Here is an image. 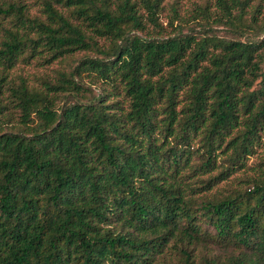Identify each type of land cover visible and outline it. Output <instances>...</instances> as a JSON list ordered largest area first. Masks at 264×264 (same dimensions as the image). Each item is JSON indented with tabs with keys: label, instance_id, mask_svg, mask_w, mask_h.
<instances>
[{
	"label": "trees",
	"instance_id": "obj_1",
	"mask_svg": "<svg viewBox=\"0 0 264 264\" xmlns=\"http://www.w3.org/2000/svg\"><path fill=\"white\" fill-rule=\"evenodd\" d=\"M37 3L0 0V264H264V0Z\"/></svg>",
	"mask_w": 264,
	"mask_h": 264
},
{
	"label": "rangeland",
	"instance_id": "obj_2",
	"mask_svg": "<svg viewBox=\"0 0 264 264\" xmlns=\"http://www.w3.org/2000/svg\"><path fill=\"white\" fill-rule=\"evenodd\" d=\"M28 3L30 6V12L34 14L36 11L39 10V6L37 2H40V0H24ZM173 0H167V3H172ZM192 2H198V0H179L180 6H187L191 4ZM182 10H184L182 8ZM183 12V11H182ZM214 15H221L220 12L215 11L213 13ZM191 16L187 17V25L185 26H190L192 25V20L190 18ZM200 18V17H198ZM167 17L166 15H162V13L159 15V25L162 29V24L164 27H166L168 32H171L172 28H167ZM145 27L143 32H139L138 34L141 36H154L157 32L156 29L153 28L151 24H149L146 20L144 21ZM176 25V23H175ZM160 32V31H159ZM162 32V30H161ZM102 42H100L101 44ZM94 56V52H77L74 53L71 57H67L65 61H60L56 62L49 68H40L37 67L35 64H31L30 66L23 67V69L19 70V73H22L26 76H28V85L30 87L36 88L43 90L44 85L41 83L43 79H49V80H54L56 81L58 78L57 73H66L68 71H71L73 69V66L76 64L77 60L83 56ZM72 67V68H71ZM71 68V69H70ZM0 125H2V130L3 131H17L18 129H21V125L18 123V113L13 111L12 113H5V116L3 117V120L0 121Z\"/></svg>",
	"mask_w": 264,
	"mask_h": 264
}]
</instances>
